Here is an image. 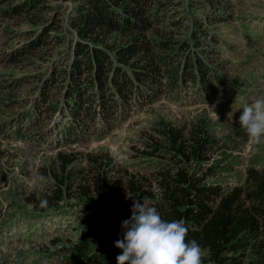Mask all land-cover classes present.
<instances>
[{"label": "trees", "instance_id": "16d2710c", "mask_svg": "<svg viewBox=\"0 0 264 264\" xmlns=\"http://www.w3.org/2000/svg\"><path fill=\"white\" fill-rule=\"evenodd\" d=\"M71 1L69 58L52 68L46 80L47 86H57L62 93L60 104L50 108L67 118L61 122L60 142L101 138L138 102L148 103L181 82L195 83L206 92L222 85L223 68L217 66L214 54L218 50L213 46L221 39L211 32L210 25L228 19V0H201L213 17L207 16L208 22H193L188 30L193 42L182 38L187 18L178 7L183 0ZM47 3L21 0L7 13H25L38 24L43 12L51 9ZM52 28L43 30L37 41L27 43L28 51L34 53V49L51 44ZM149 142L143 154H169L174 162L156 174V186L151 179L129 170L116 174L110 155L88 154L89 178L78 183L77 191L80 198L97 199L95 227L73 244L74 254L66 261L117 264L116 256L122 250L114 241L121 238V221L131 216L133 199L128 195H132L151 200L165 220L183 218L189 228L186 241L196 240L208 256L203 257V264H244L232 253L246 249L254 251L255 264H264V170L250 169L245 186L235 185L226 191L211 179L215 173L211 151L217 141L207 127L192 125L187 130L165 125ZM78 155L73 150L58 152V169L49 174L54 186L26 197L34 212L41 215L68 198ZM93 239L96 250L89 252ZM80 254L89 257L81 260ZM6 259L1 255L0 264H8Z\"/></svg>", "mask_w": 264, "mask_h": 264}, {"label": "rangeland", "instance_id": "374dc122", "mask_svg": "<svg viewBox=\"0 0 264 264\" xmlns=\"http://www.w3.org/2000/svg\"><path fill=\"white\" fill-rule=\"evenodd\" d=\"M20 2L0 0V256L6 257L8 264H73L65 259L74 254L73 244L95 227L97 199L80 198L77 191L78 183L89 178L88 154L110 155L116 174L129 170L156 186V174L174 162L169 154L142 151L165 125L187 130L192 125L207 127L217 141L211 151V163L215 162L211 179L226 191L235 185L245 186L250 169L264 170V144H253L238 123L242 103L264 95V0H228V19L210 25L211 32L221 39L213 45L218 50L214 54L217 66L223 68L222 85L216 90L206 92L195 83L181 82L148 103L138 102L101 138L72 142L58 140L61 122L67 118L50 108L60 104L62 93L57 86L46 85L52 68L69 58L72 1L48 0L51 9L43 12L38 24L25 13H7L11 5ZM183 2L178 7L187 18L182 38L193 42L188 30L195 20L208 22L207 16L213 12L201 0ZM49 26H54L49 30L52 43L34 49V53L28 51L27 43L37 41ZM60 150L79 153L72 192L56 208L39 215L26 197L54 186L49 174L58 169ZM96 244L93 239L89 252L96 250ZM253 252L246 249L232 254L244 264H255ZM85 256L78 255L81 260L89 257Z\"/></svg>", "mask_w": 264, "mask_h": 264}, {"label": "clouds", "instance_id": "9594fccd", "mask_svg": "<svg viewBox=\"0 0 264 264\" xmlns=\"http://www.w3.org/2000/svg\"><path fill=\"white\" fill-rule=\"evenodd\" d=\"M238 123L255 145L264 144V95L239 107ZM237 108V109H239ZM131 216L121 221V238L114 241L122 251L117 264H203L205 255L196 241H186V221L165 220L151 200L132 195Z\"/></svg>", "mask_w": 264, "mask_h": 264}, {"label": "built area", "instance_id": "2783aa9c", "mask_svg": "<svg viewBox=\"0 0 264 264\" xmlns=\"http://www.w3.org/2000/svg\"><path fill=\"white\" fill-rule=\"evenodd\" d=\"M78 242V241H77ZM76 243V242H75Z\"/></svg>", "mask_w": 264, "mask_h": 264}]
</instances>
